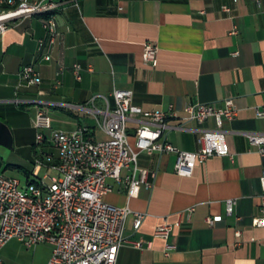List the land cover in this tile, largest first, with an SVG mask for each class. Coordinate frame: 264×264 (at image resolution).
<instances>
[{
	"label": "crops",
	"instance_id": "crops-1",
	"mask_svg": "<svg viewBox=\"0 0 264 264\" xmlns=\"http://www.w3.org/2000/svg\"><path fill=\"white\" fill-rule=\"evenodd\" d=\"M55 2L50 16L57 33L50 49L46 15L15 20L0 35V174L17 179L20 174L26 182H49L55 175L50 166L57 151L36 141L33 121L40 109L51 115L56 130L87 126L95 139L105 140L100 115L96 119L89 109L104 111L106 99L113 107L112 91L129 90L133 104L144 111H173L166 121L167 141L196 152L199 131L215 128V122L185 121L186 107L221 108L232 99L238 115L223 126L230 156L197 163L189 177L175 173L174 154L139 152L138 123H129L128 141L139 152L138 164L154 173L151 186L141 185L129 197L124 181L129 171L123 170L122 181L107 180L111 190L103 200L131 210L116 264H264V227L253 225L264 216V156L245 135L264 134V118L256 116L264 103V0ZM147 42L157 47L156 66L143 60ZM47 52L50 60H42ZM27 65L35 67L41 84H24L20 72ZM37 159L43 162L40 169ZM230 199L235 204L228 214ZM135 213L145 215L138 230ZM163 223L174 226L168 241L153 236ZM137 241L142 249L133 245ZM52 250L50 244L27 248L12 240L0 255L4 264H47Z\"/></svg>",
	"mask_w": 264,
	"mask_h": 264
},
{
	"label": "built area",
	"instance_id": "built-area-1",
	"mask_svg": "<svg viewBox=\"0 0 264 264\" xmlns=\"http://www.w3.org/2000/svg\"><path fill=\"white\" fill-rule=\"evenodd\" d=\"M77 4L79 0H71ZM55 0L31 3L29 0H0V35L9 24L23 17L46 15L45 28L49 33L48 49L56 37V22L50 14L57 8ZM43 43L41 42L40 45ZM143 49L146 64L156 66L157 47L147 42ZM49 52V51H48ZM42 60L49 61V53ZM73 72L79 79V66ZM20 77L26 86L41 84V78L33 65L24 66ZM59 83V82H58ZM132 92L115 89L110 94L114 106L108 100L104 111L89 109L97 119L98 128L107 139H95L92 130L81 126L73 131L56 130L51 115L38 110L33 125L37 130L38 145L50 144L57 151V162L50 166L55 175L48 177L49 182H26L0 174V253L10 241L16 240L27 248L40 244L53 247L52 256L47 264H116L119 249L126 242L125 223L131 213L128 207H116L106 203L103 198L111 190L108 179L122 181V171L128 170L124 178L129 197L136 194L141 185L150 187L148 179L154 176L138 164L139 152L152 154L171 153L176 156L174 171L189 177L197 163H203L213 156H230L226 142L225 121H233L238 109L232 99H226L221 108L210 104L197 103L186 107L187 122L203 124L212 119L213 129L199 131L196 152L183 151L166 139V121L174 115L173 111H144L133 104ZM97 97L91 100L93 104ZM256 116L264 118V103L256 107ZM142 117L148 120H136ZM137 122L135 151L128 141V125ZM251 145L256 146L264 156V134L246 133ZM48 162L51 157L47 158ZM43 162L36 160V169ZM263 191L264 172L260 178ZM234 199L226 201V211L231 214ZM145 215L135 213L134 229L138 230ZM213 224V219L208 218ZM253 225L264 227V216L255 218ZM174 226L163 223L154 231V237L168 241ZM142 249V241L134 242ZM168 250L172 249L167 245ZM0 264H4L0 255Z\"/></svg>",
	"mask_w": 264,
	"mask_h": 264
},
{
	"label": "rangeland",
	"instance_id": "rangeland-1",
	"mask_svg": "<svg viewBox=\"0 0 264 264\" xmlns=\"http://www.w3.org/2000/svg\"><path fill=\"white\" fill-rule=\"evenodd\" d=\"M18 178L20 179V182H21L22 186L26 184V181H25V178H24L23 175L18 174Z\"/></svg>",
	"mask_w": 264,
	"mask_h": 264
}]
</instances>
